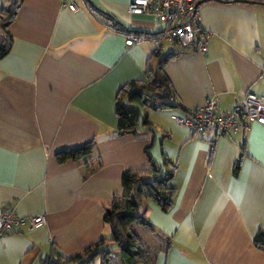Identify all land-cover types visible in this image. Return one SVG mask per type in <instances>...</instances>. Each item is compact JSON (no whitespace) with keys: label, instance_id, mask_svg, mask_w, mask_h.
<instances>
[{"label":"crops","instance_id":"obj_1","mask_svg":"<svg viewBox=\"0 0 264 264\" xmlns=\"http://www.w3.org/2000/svg\"><path fill=\"white\" fill-rule=\"evenodd\" d=\"M10 1L0 0V12ZM129 2L79 0L70 11L60 0H23L10 22L12 44L0 58V213L47 221L0 234V264H43L100 240L112 244L105 208L124 199V172L150 175L149 156L173 171L166 188L156 187L171 205L162 210L147 194L156 186L148 178L138 210L147 224L131 225L144 255L139 264H264V249L253 242L264 229V126L192 133L173 119L212 96L223 111L246 92L264 97V4L204 1L196 20L206 51L166 39L177 48L163 54L161 39L125 45L126 34L163 28L150 14L130 13ZM171 54L162 70L177 104L142 107L148 127L117 130L120 87L148 81ZM92 140L96 172L55 160Z\"/></svg>","mask_w":264,"mask_h":264},{"label":"trees","instance_id":"obj_2","mask_svg":"<svg viewBox=\"0 0 264 264\" xmlns=\"http://www.w3.org/2000/svg\"><path fill=\"white\" fill-rule=\"evenodd\" d=\"M22 1L11 0L0 12V34L2 36L0 58L10 50L12 36L9 32V25ZM111 25L115 26L112 22ZM173 56L174 54L167 55L158 62L157 69L153 71V77L148 81L131 80L120 87L115 101L117 130L124 133H135L140 123L144 127L150 125L147 115H144L140 121V108L152 109L156 101L166 100L157 93L162 91L168 93L170 90V81L164 74L162 66ZM148 66L147 71L150 72L151 63ZM94 144L95 142L92 140L77 148L56 152L54 155L55 160L58 163L67 161L82 162L86 171L92 174L101 167L99 155L94 152ZM242 154L243 152L234 166L235 172L239 169ZM149 162L151 173L148 177L130 171L122 174L121 184L125 191V197L121 201L113 200L105 208L103 220L110 229V240L112 242V247L109 250L103 248L105 242L100 240L69 259L57 254L55 260L43 261V264H92L97 257L100 258V264H139L144 259V255L137 248L139 241L132 231L131 225L136 222L142 225L147 224V221L139 214L138 210L144 192H146L145 188L150 184L148 178L151 177L156 186L152 187L153 192L147 190V194L153 198L162 210H167L171 205L170 198L164 190L156 187L166 188L172 178L173 171L157 166L150 156ZM168 162L169 159L164 157L163 165H167ZM253 242L256 246L264 249V229H259L256 232ZM115 254H117V258H115Z\"/></svg>","mask_w":264,"mask_h":264},{"label":"built area","instance_id":"obj_3","mask_svg":"<svg viewBox=\"0 0 264 264\" xmlns=\"http://www.w3.org/2000/svg\"><path fill=\"white\" fill-rule=\"evenodd\" d=\"M70 11H76L79 0H60ZM198 0H130L128 11L134 14H150L163 25L162 30L155 35L144 33H129L125 35L124 43L131 46L148 40L169 39L185 48L197 47L201 52L207 49V37L201 31L196 20V2ZM262 1L264 0H251ZM157 95L164 97L171 105H176L173 95L162 91ZM176 123L185 126L192 133L214 130L226 133L232 128L246 126L255 122L264 126V97L253 92H246L231 111H223L218 107L217 98L212 96L203 106L191 108L184 116H174ZM46 215L18 217L13 211L5 209L0 213V234L12 231L13 226L27 223L37 226L46 223Z\"/></svg>","mask_w":264,"mask_h":264},{"label":"rangeland","instance_id":"obj_4","mask_svg":"<svg viewBox=\"0 0 264 264\" xmlns=\"http://www.w3.org/2000/svg\"><path fill=\"white\" fill-rule=\"evenodd\" d=\"M159 43H162L163 46H164V52H163V54H165L166 52H168V51L171 50V49L173 50V49L177 48V46L172 45V44H171L169 41H167L165 38H162V39L160 40ZM173 46H174V47H173ZM160 139H161V138L159 137L157 143L155 144V155H156V153L159 152L158 150H159V140H160ZM111 247H112V244H111V243H107V244H105V245L103 246V248H104L105 250H109ZM93 264H100V258L97 257L96 260H95V262H94Z\"/></svg>","mask_w":264,"mask_h":264},{"label":"water","instance_id":"obj_5","mask_svg":"<svg viewBox=\"0 0 264 264\" xmlns=\"http://www.w3.org/2000/svg\"><path fill=\"white\" fill-rule=\"evenodd\" d=\"M204 1H209V0H198L196 2V7L204 2ZM214 1H219V2H242V3H254V2H258V1H251V0H214ZM262 2V1H261ZM264 4V2H262Z\"/></svg>","mask_w":264,"mask_h":264}]
</instances>
